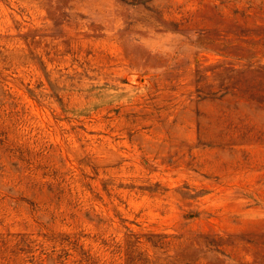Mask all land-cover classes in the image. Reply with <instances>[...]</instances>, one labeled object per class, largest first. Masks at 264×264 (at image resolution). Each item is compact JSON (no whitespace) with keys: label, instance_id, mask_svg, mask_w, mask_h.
Wrapping results in <instances>:
<instances>
[{"label":"rangeland","instance_id":"1","mask_svg":"<svg viewBox=\"0 0 264 264\" xmlns=\"http://www.w3.org/2000/svg\"><path fill=\"white\" fill-rule=\"evenodd\" d=\"M0 264H264V0H0Z\"/></svg>","mask_w":264,"mask_h":264}]
</instances>
